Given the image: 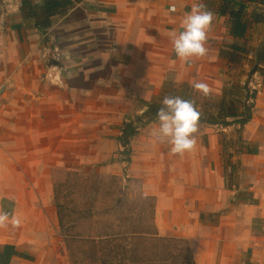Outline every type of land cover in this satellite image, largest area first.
Wrapping results in <instances>:
<instances>
[{
    "label": "crops",
    "instance_id": "crops-1",
    "mask_svg": "<svg viewBox=\"0 0 264 264\" xmlns=\"http://www.w3.org/2000/svg\"><path fill=\"white\" fill-rule=\"evenodd\" d=\"M69 1L74 6L49 10L47 0H0V210L9 212L4 201L17 195L20 208L13 215L21 220L18 228L10 222L0 227V264H64L49 235L45 242L48 220L34 222L21 215L28 206L23 195L35 193V188L52 191L59 173L48 170L43 175L47 189H41L29 182V164L43 158L51 139L47 130L77 123L86 127L94 115H100L99 129L119 124L122 134L128 124L138 131L127 138L133 137L127 145L131 173L155 200L156 224L169 235L188 239L199 264H264V62L258 59L264 47V0ZM196 3H203L214 19L207 54L187 64L176 57L171 35L182 31L181 21ZM240 6L248 29L235 38L230 12ZM43 17L51 25H38ZM60 28L67 32L55 37ZM51 34L58 42L67 36L69 45H42ZM46 47L64 53L65 70L58 72L69 85L60 90L67 98L60 104L68 106V113L55 106L30 110L28 101H14V96L30 97L18 82L32 77L19 73L13 79L11 74L20 61V66L29 62L20 51L26 49L27 57L35 52V62ZM68 50L75 55L67 56ZM197 81L210 86L207 96L193 90ZM249 87L256 91L254 108L244 104L250 107L236 109L250 121L242 125L230 117L234 126H226L231 119L219 113L221 103L232 107L243 99L239 92ZM165 96L191 99L201 114L196 147L183 156L173 155L168 143L152 136L156 119L145 120L151 124L144 129L127 121L131 113L143 118L157 110ZM228 160L234 173L230 181Z\"/></svg>",
    "mask_w": 264,
    "mask_h": 264
},
{
    "label": "rangeland",
    "instance_id": "rangeland-1",
    "mask_svg": "<svg viewBox=\"0 0 264 264\" xmlns=\"http://www.w3.org/2000/svg\"><path fill=\"white\" fill-rule=\"evenodd\" d=\"M64 32L67 30L60 28L53 35L57 37ZM24 34L34 37L32 32L25 31ZM53 35L45 37L42 45H50V48L69 45L67 36L58 42ZM56 52L46 47L41 60L31 62L37 57L35 52L27 57L26 49L20 51L22 59L29 58V62L22 66L21 61L17 63L11 74L13 79L19 73L32 77L28 83L18 82L24 89H29L30 97L14 96V101H28L30 110L55 106L69 112L67 105L60 104L67 99L60 90H68L69 85L60 73L65 70L64 53L60 48L59 54ZM68 53L75 55L72 50L67 51V56ZM251 92V102L245 99L234 102L235 113L238 114L240 107L254 108V87H250L247 94ZM156 112L154 109L143 118L131 113L127 121L138 129H144L151 124L145 120H155ZM238 115L237 121L243 125L247 114ZM99 116L94 115L92 122L84 124L86 127L77 123L72 127L47 130L51 139L45 145L44 156L39 163L30 162L29 182L47 189L48 179L43 175L55 169L59 176L52 191L42 193L35 188V193L23 195L28 206L22 211V217L34 222L48 220L45 242L49 235L52 248L62 252L64 264H199L188 239L169 235L156 224L155 200L144 194L141 180L131 173L133 159L129 144L133 137L128 140L129 135L119 134V124L108 130L99 129ZM230 119L231 124L226 126H234L235 122L230 117L228 121ZM247 150L252 152L249 147ZM226 166L230 181L234 173L229 160ZM16 196L4 201L11 214L20 208L15 202Z\"/></svg>",
    "mask_w": 264,
    "mask_h": 264
},
{
    "label": "clouds",
    "instance_id": "clouds-1",
    "mask_svg": "<svg viewBox=\"0 0 264 264\" xmlns=\"http://www.w3.org/2000/svg\"><path fill=\"white\" fill-rule=\"evenodd\" d=\"M170 11L174 12L175 7L172 6ZM213 19L214 14L203 3L194 4L190 12L184 15L182 31L171 35L173 50L178 59L190 64L193 58H202L207 54V33ZM191 87L204 96L210 92V86L205 82L197 81ZM200 115L193 100L165 96L156 112L158 127L153 130L152 136L160 143H168L173 155L183 156L196 147L195 134L199 131ZM9 222L12 228H18L21 224L17 216L0 210V227H7Z\"/></svg>",
    "mask_w": 264,
    "mask_h": 264
},
{
    "label": "trees",
    "instance_id": "trees-1",
    "mask_svg": "<svg viewBox=\"0 0 264 264\" xmlns=\"http://www.w3.org/2000/svg\"><path fill=\"white\" fill-rule=\"evenodd\" d=\"M80 0H78L79 2ZM74 6L73 2L69 1V0H59V2H55L52 0H47L46 2V7L47 9H52L54 8L55 10H60V9H64V8H69ZM242 11H243V6H240V9L238 11H231L230 12V16H231V20H232V24H231V34L232 36H234L235 38H242L245 36L248 26L246 23H244L243 21V15H242ZM38 25L40 24V26H44L47 27L49 25H51L50 23V19L49 18H39L38 19ZM233 49L237 50V51H242L243 52V48L239 47L238 45H233ZM258 59L261 62H264V47L259 51L258 53ZM254 99L256 98V95H254L253 97ZM220 111H224L220 112ZM220 111L219 113H222L224 118H228V117H239V115L237 113H235V108L234 107H229V106H225V102L223 101L220 105ZM250 121V118H246L245 120H243V124H247ZM136 131L134 130L132 125H125V130L123 132L124 137L128 136V135H135Z\"/></svg>",
    "mask_w": 264,
    "mask_h": 264
},
{
    "label": "built area",
    "instance_id": "built-area-1",
    "mask_svg": "<svg viewBox=\"0 0 264 264\" xmlns=\"http://www.w3.org/2000/svg\"><path fill=\"white\" fill-rule=\"evenodd\" d=\"M58 51V50H57ZM250 88V87H249ZM249 88H244L239 92V95L245 99L247 102H251V95L253 92L250 93V95L247 94Z\"/></svg>",
    "mask_w": 264,
    "mask_h": 264
},
{
    "label": "water",
    "instance_id": "water-1",
    "mask_svg": "<svg viewBox=\"0 0 264 264\" xmlns=\"http://www.w3.org/2000/svg\"><path fill=\"white\" fill-rule=\"evenodd\" d=\"M53 64H54V65H57V63H56L55 61H53Z\"/></svg>",
    "mask_w": 264,
    "mask_h": 264
}]
</instances>
